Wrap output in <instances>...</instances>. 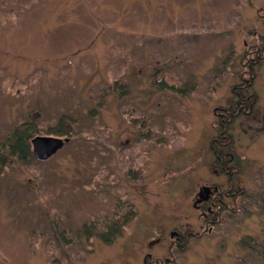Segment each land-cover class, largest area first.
Segmentation results:
<instances>
[{
	"label": "rangeland",
	"instance_id": "374dc122",
	"mask_svg": "<svg viewBox=\"0 0 264 264\" xmlns=\"http://www.w3.org/2000/svg\"><path fill=\"white\" fill-rule=\"evenodd\" d=\"M263 6L0 0V149L20 124L54 137L62 116L74 123L45 162L0 151V264H264V65L253 117L229 127L231 184L247 195L227 200L236 213L208 232L202 211L203 195L230 186L213 167L215 111L229 104ZM176 229L205 234L180 251ZM247 236L261 243L253 254Z\"/></svg>",
	"mask_w": 264,
	"mask_h": 264
},
{
	"label": "trees",
	"instance_id": "16d2710c",
	"mask_svg": "<svg viewBox=\"0 0 264 264\" xmlns=\"http://www.w3.org/2000/svg\"><path fill=\"white\" fill-rule=\"evenodd\" d=\"M156 86L161 89L166 88V85L161 84L160 82H158ZM240 87L241 85L232 87V94L235 96H237L238 94H243L244 93L243 91L245 90L241 89ZM243 95L246 99L248 98L247 92H245V94ZM252 103H253V96H250L249 99L246 101V104L248 106L251 105ZM229 105L232 108H228L225 111V114H227L228 112H230L231 114L235 113L236 108L233 106L231 102H229ZM219 112L220 111L216 110L215 115H217ZM216 119L218 122V116H216ZM232 121H233V117L230 115L228 116L227 114V116L225 117V121L217 123V135L219 137L216 136L212 140L219 138L218 139L219 143L222 145L218 147V141L214 143H212L211 141L210 144L211 151L215 158L213 162V167L215 168L217 167V169L219 170L217 171L221 174L226 175L228 180H230L229 183L230 186L227 190H222L219 189V187H217L212 191L213 192L212 196L208 197L207 200L204 201L205 207H203L202 211L207 212V215L203 221L207 225L208 224L210 225L209 222H212L211 228L216 227V225L220 224L221 216L226 211L231 210L232 212L233 209L234 210L233 213H236L235 208L228 207V203L226 202L227 200H231L233 204L232 207H234V205L237 203L238 197L247 195V193L245 194V192L242 189L233 187L231 184L232 177L235 174H238L237 171L238 165L235 164V162L237 163V161L233 149V140L229 134V127L231 126ZM70 124L71 125L74 124L71 118L67 116H62L58 120L56 127L54 129L49 130V135L57 138L71 137L72 133L69 131ZM32 130L33 131L35 130V126L33 123L29 122L18 125L17 127L14 128L11 135L1 145L0 151L1 150L8 151L7 155L12 160L16 159L22 164H27L29 162H38L32 156L31 140L37 137L35 133H32ZM216 213H218V216H215ZM132 217H133V213H129L128 215L124 216L123 218H120L116 223H114L112 225L113 227L112 234H117L120 230L119 228L125 225L126 223H128L129 220H132ZM83 229H85V227H83ZM86 230L89 231V229ZM241 245L246 251H250L253 254L255 252L254 249L260 247L261 243L259 242L258 239H254L251 236H247L241 241ZM259 256L262 255L259 254Z\"/></svg>",
	"mask_w": 264,
	"mask_h": 264
},
{
	"label": "flooded vegetation",
	"instance_id": "af4514ba",
	"mask_svg": "<svg viewBox=\"0 0 264 264\" xmlns=\"http://www.w3.org/2000/svg\"><path fill=\"white\" fill-rule=\"evenodd\" d=\"M256 17H257V22L260 24L259 29L258 30L255 29V31L252 33L253 37L251 38V41L245 45L243 56L241 57L242 59L241 64H242L243 70L241 74L238 75L237 84L232 86L234 87L237 85H241L240 88L245 90L243 91L244 92L243 94L247 92L248 98L246 99L243 94H238L237 96L232 94L229 102H231L233 106L236 108V112L232 114L230 112L227 113L228 116L230 115L233 117V121L231 125H233L234 122L240 118L250 119L251 117H253V114H254L253 111L256 110L255 108H256V103L258 100L257 94L254 90L255 80L257 78L256 70L257 68L264 65V6L259 8L256 11ZM232 87H231V93H232ZM250 96H253V103L247 106L246 101L249 99ZM228 108H232V107L228 104L227 107L225 106L223 108L218 109V111H220L216 115L218 116V122L225 121V117L227 116V114H225V111ZM216 136L219 137L218 135ZM218 139L219 138L212 140V143L218 141V147H220L222 144L219 143ZM228 183H230V180L228 181ZM212 194L213 192L210 193L209 195L207 194L203 195L202 196L203 201L207 200L208 197H211ZM226 212L228 213L229 211H226ZM215 216H218V213H216ZM209 223L210 225L205 224L207 232L210 230L209 228H211L212 226L211 225L212 222H209ZM204 234L192 233L191 230L180 231L176 229L175 231H172L171 236H170L171 249L174 248L176 250L182 251L186 247V244L190 238H200ZM173 260L174 259L172 257L170 259L165 258L164 260H161V261L156 260L153 262V264H171V262H174ZM146 264H149V263H146Z\"/></svg>",
	"mask_w": 264,
	"mask_h": 264
},
{
	"label": "water",
	"instance_id": "95a60500",
	"mask_svg": "<svg viewBox=\"0 0 264 264\" xmlns=\"http://www.w3.org/2000/svg\"><path fill=\"white\" fill-rule=\"evenodd\" d=\"M66 142V139L54 137H35L31 140L32 156L38 162H45L60 151Z\"/></svg>",
	"mask_w": 264,
	"mask_h": 264
}]
</instances>
